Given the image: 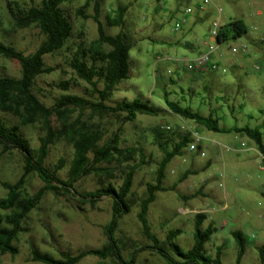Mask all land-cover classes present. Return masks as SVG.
<instances>
[{
  "label": "rangeland",
  "instance_id": "374dc122",
  "mask_svg": "<svg viewBox=\"0 0 264 264\" xmlns=\"http://www.w3.org/2000/svg\"><path fill=\"white\" fill-rule=\"evenodd\" d=\"M13 1L22 6L40 2ZM99 1L100 19L110 36L116 35L119 29L106 25L107 15L117 6L127 8L123 32L131 44L128 79L118 85L109 104L136 99L149 101L164 111L156 117L139 115L134 122L121 127L120 147L141 148L145 157V165L136 171L133 180L132 200L135 204L131 212L120 220L116 231L117 239L123 242L130 240L135 244L126 247L124 258H128L132 249L148 243L141 233L137 213L138 200L144 197L146 184L154 183L156 169L162 158L156 135L159 134V142H177L189 130H196L204 139L201 145L206 157L191 154L186 148L182 156L172 159L163 180L165 191L156 193L155 202L150 206L148 221L151 231L164 240L169 231L180 230L181 234L175 243L187 251L194 243V216L203 213L207 219L202 227L205 229L211 224L215 229L205 245L208 256L213 257L216 249L220 248L221 264H235L237 246L231 232H239L246 243L241 264H260L258 249L264 245V169L259 168L257 159H261L254 142L243 136L245 149L251 150H241L239 153L212 145L205 140L206 135L229 146L234 144L233 133L208 134L207 130L195 123L171 114L165 109L164 95L168 93V100L178 102L182 107H190L203 116L211 114L218 118L220 127L258 128L264 146V15L257 14L264 12V0H211L208 4H203L202 0L191 3L188 0ZM84 2L68 0L62 6L71 23L72 36L62 50L44 56L45 65L54 68V71L39 76L35 81L34 93L48 108L64 94L92 98L90 87L77 79L68 67L76 46L81 42L88 46L97 37L95 23L75 15ZM186 8L190 9L189 15L183 14ZM92 13L91 6L84 11L87 16ZM217 20L220 27L240 20L246 26L247 34L217 47L210 58L217 67L215 71H188L185 60L191 62L206 54L209 47H216V43L210 40V28L212 22ZM181 22V27L176 29V24ZM0 41L24 55H30L42 43L43 37L34 26L16 28L5 2L0 0ZM231 48H245L246 52L234 54ZM19 76V63L0 56V77ZM62 82L70 83L69 91L63 92L58 88ZM0 117L10 124L18 125L31 148H38L39 138L44 136L41 123L21 126L17 117L2 111ZM75 119L98 125L105 132L104 139L118 127L114 119L101 118L88 109H73L70 120ZM50 122L54 129L59 128L54 116ZM71 158L72 148L62 139L50 146L45 164L54 169L60 160L65 162L58 172L59 178L65 179ZM105 166L101 164L98 167ZM22 168V157L16 151L5 154L0 158V181L15 183L22 174ZM121 176L120 168L114 171L111 179L92 174L74 187L79 192L94 191L107 182L117 187L121 184ZM42 185L36 175H29L23 190L33 195ZM6 193L0 186V199L5 198ZM180 210L189 213L181 214ZM110 214L111 201L108 198L91 206L82 204L77 197H56L46 193L38 207L23 222L25 231L18 234L14 241L18 254L14 257L0 255V264H42L31 261L32 250L60 259L62 254L76 255L81 251L99 249L106 243L104 226ZM78 264L112 263L110 260L87 256ZM135 264L165 262L146 251L138 254Z\"/></svg>",
  "mask_w": 264,
  "mask_h": 264
},
{
  "label": "trees",
  "instance_id": "16d2710c",
  "mask_svg": "<svg viewBox=\"0 0 264 264\" xmlns=\"http://www.w3.org/2000/svg\"><path fill=\"white\" fill-rule=\"evenodd\" d=\"M3 1L15 27L26 29L34 26L39 30L43 41L30 55H24L0 41V56L6 60L17 61L20 66L18 78L0 77V111L17 117L21 126L41 123L44 136L39 138L38 148L33 149L20 132L18 125L10 124L0 117V158L16 151L23 161L22 174L15 183L0 181V186L7 192L6 197L0 199V212L4 213L0 214V255L8 254L14 257L18 254L19 250L14 245V241L18 234L25 231L23 222L31 211L38 207L44 195L52 193L56 197H77L82 204L91 206L103 198H108L111 201V214L108 223L104 226L106 243L99 249L81 251L76 255L62 254L60 259L32 250V262L78 264L85 257L92 256L103 261L110 260L112 264H135L138 254L149 251L159 256L165 264H221L220 248L216 249L213 257L206 254L205 245L210 241L215 229L211 224L205 229L202 227L207 219L203 213L194 216V243L187 251H183L175 243V239L181 234L180 230L169 231L164 240H160L151 231L148 221V213L150 206L155 202L156 193L165 191L163 180L166 168L173 158L182 156L183 150L191 143L189 133L180 136L177 142L171 140L159 142V134L155 137L162 158L156 169L154 183L146 184L145 195L138 200L137 213L141 233L148 243L132 249L126 259L123 252L128 245L135 244L130 240L123 242L116 238L120 220L131 212L135 204L132 200L134 176L136 171L145 165L143 149L120 147L121 127L126 123L134 122L139 115L156 117L164 112L161 107H156L149 101L136 99L132 101L124 99L109 104V100L118 90V85L127 80L129 75L131 44L123 32L127 8L117 6L106 17L108 27L119 29L114 36L105 32L100 19L99 0H85L83 6L76 10L77 17L91 19L95 23L97 37L88 46L82 42L76 46L68 61V67L77 79L90 87L92 98L64 94L56 98L53 106L48 108L41 103L33 89L39 76L54 71V68L45 65L44 56L62 50L72 36L71 23L62 8L68 0H40L37 4L30 3L25 6L13 0ZM90 6L93 13L87 16L84 11ZM246 34L244 23L234 20L219 28L215 41L220 45L228 41H236ZM58 88L67 92L70 83L62 82ZM168 95V93L164 95V105L168 112L191 121L208 132L244 135L254 142L264 163L263 137L258 128L220 127L218 118H214L211 114L203 116L190 107H182L178 102L168 100ZM73 109H88L101 118L110 117L117 122L118 127L104 139L105 132L98 125L87 124L80 119L71 121L70 113ZM53 116L59 128L52 127L50 119ZM62 139L72 148V158L65 179L58 176L65 162L60 160L54 169H50L45 164L50 146ZM101 164L106 166L98 167ZM119 168L122 176L121 184L117 187L111 182L91 192H79L74 187L77 182L92 174L111 179L114 171ZM29 175H36L43 184L33 195H28L23 190L25 179ZM231 235L237 246L235 264H241L246 251L245 239L239 232H231ZM258 254L260 264H264V245L259 247Z\"/></svg>",
  "mask_w": 264,
  "mask_h": 264
},
{
  "label": "built area",
  "instance_id": "2783aa9c",
  "mask_svg": "<svg viewBox=\"0 0 264 264\" xmlns=\"http://www.w3.org/2000/svg\"><path fill=\"white\" fill-rule=\"evenodd\" d=\"M189 3L191 2H195L196 0H188ZM211 0H202L203 4H208L210 3ZM199 9H201V6H199ZM190 13V9L186 8L183 11L184 15H189ZM218 13L220 14V10H218ZM258 15H264V12H258ZM182 25L181 24H176L175 28L179 29ZM220 25L217 21L212 22L211 28H210V33L211 36L213 38V40H215L217 33L219 31ZM216 43V42H215ZM219 45L216 43V47H209V51L206 54L200 55L198 56L195 60L191 61V62H187L186 60L184 61L186 64V69L188 71H194V70H198V71H202L204 69H209L211 71H215L217 69L216 65L214 63L211 62V55L212 53L217 49ZM231 52L234 54L237 53H245L246 49L245 48H231ZM175 62H177V60H175ZM189 134H190V138H191V143L188 145L187 150L189 153L197 155L201 158L206 157V152L204 150V148L202 147L201 143L202 141H204V139L200 136V134L196 131H192L189 130ZM221 149L225 150V151H229V152H235V153H239L241 150L240 149H231L229 147H221ZM181 214H187L189 213V211L187 210H180Z\"/></svg>",
  "mask_w": 264,
  "mask_h": 264
},
{
  "label": "crops",
  "instance_id": "0c3cea01",
  "mask_svg": "<svg viewBox=\"0 0 264 264\" xmlns=\"http://www.w3.org/2000/svg\"><path fill=\"white\" fill-rule=\"evenodd\" d=\"M210 40L213 42V38L212 37L210 38ZM237 127H241V126H237ZM198 133L201 134L200 132H198ZM208 134H210V132ZM243 136L244 135H242V134H233V140L232 141L234 142V144H231L229 146H228V144H224L223 142L211 137L210 135H208V136L206 135V139L205 140H208L209 142H211L212 145H217L220 148L225 146V147H229L231 149H240L242 151L251 150V148H246L245 149V142H244ZM257 154H258V156L261 159V161H258V159H257L259 168H260V170H263L264 169V163L262 162V156L258 153V151H257ZM234 160H237V159L235 158Z\"/></svg>",
  "mask_w": 264,
  "mask_h": 264
},
{
  "label": "water",
  "instance_id": "95a60500",
  "mask_svg": "<svg viewBox=\"0 0 264 264\" xmlns=\"http://www.w3.org/2000/svg\"><path fill=\"white\" fill-rule=\"evenodd\" d=\"M213 42H216L215 40H213Z\"/></svg>",
  "mask_w": 264,
  "mask_h": 264
}]
</instances>
